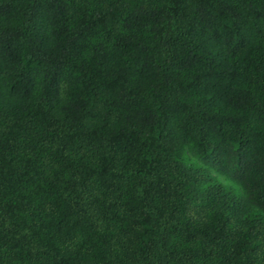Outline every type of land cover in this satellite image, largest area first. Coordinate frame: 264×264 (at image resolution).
<instances>
[{"label": "trees", "instance_id": "1", "mask_svg": "<svg viewBox=\"0 0 264 264\" xmlns=\"http://www.w3.org/2000/svg\"><path fill=\"white\" fill-rule=\"evenodd\" d=\"M0 264H264V0H0Z\"/></svg>", "mask_w": 264, "mask_h": 264}]
</instances>
